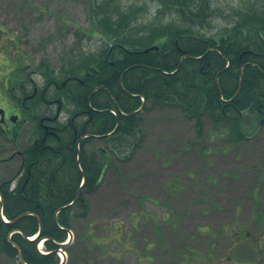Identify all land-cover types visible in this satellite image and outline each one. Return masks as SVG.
Wrapping results in <instances>:
<instances>
[{
	"label": "trees",
	"instance_id": "1",
	"mask_svg": "<svg viewBox=\"0 0 264 264\" xmlns=\"http://www.w3.org/2000/svg\"><path fill=\"white\" fill-rule=\"evenodd\" d=\"M212 1L90 0L85 34L102 43L82 44L60 69L45 61L37 67L47 86L67 79L68 90L61 94L69 122L60 135L61 153L32 147L24 172L21 159L14 173L0 179V252L19 264L20 253L27 264H59L60 243L74 221L88 216V195L100 185L107 152L134 151L143 134L142 114L151 105L181 108L199 135L206 119L214 134L226 131L235 142L257 132L264 118V0H244L232 23L209 32L216 14ZM148 9L152 16L145 19ZM3 32L0 28V52L11 64L16 39ZM46 98L39 95L32 103L31 119L39 121L45 113ZM101 139L106 150L92 148ZM39 232L37 240L29 239ZM259 238L253 247L261 250ZM41 239L45 252L37 246Z\"/></svg>",
	"mask_w": 264,
	"mask_h": 264
},
{
	"label": "rangeland",
	"instance_id": "2",
	"mask_svg": "<svg viewBox=\"0 0 264 264\" xmlns=\"http://www.w3.org/2000/svg\"><path fill=\"white\" fill-rule=\"evenodd\" d=\"M213 1L209 32L232 23L244 0ZM89 5L90 0H0V27L19 39L20 52L11 49L16 58L11 70L24 67L42 84L33 72L42 61L60 69L82 44L100 45L99 37L85 34ZM151 14L150 9L144 18ZM3 58L0 54V92L14 78L3 69ZM150 108L142 114L143 134L134 151L107 152L101 183L88 195V216L73 222L60 259L65 264H250L264 259V243L261 250L253 247L264 238V118L254 135L235 142L226 131L214 134L210 119L199 135L194 119L181 108ZM21 130L25 133L27 125ZM97 143L105 147L102 139ZM0 160V179L14 173L21 160L17 146L1 134ZM43 244L37 246L44 251ZM0 264L19 262L0 252Z\"/></svg>",
	"mask_w": 264,
	"mask_h": 264
},
{
	"label": "flooded vegetation",
	"instance_id": "3",
	"mask_svg": "<svg viewBox=\"0 0 264 264\" xmlns=\"http://www.w3.org/2000/svg\"><path fill=\"white\" fill-rule=\"evenodd\" d=\"M35 74H38L37 70H33ZM24 77L20 79V87L15 85L10 89V93L4 90L0 92V108L4 109V116L0 121V131L4 134H9L13 139L14 131L17 129L18 139L21 135H24V145L17 146L18 156L23 159V166L21 171L24 172V160L29 156L28 150L34 147L37 152H41L46 148L56 149L59 153L62 152L63 146L59 144L61 139V134L67 128L68 119L66 115V105L64 104V97L61 92L63 89H67L68 85L67 79L62 81L61 84L55 83L53 85L42 86L39 84L35 78H31L30 72L25 71ZM42 95L45 97L47 95V106L45 108V113L42 114L39 121L31 119L32 114V103L35 99ZM66 100V99H65ZM13 115H17L18 119L14 120ZM23 116L22 123L19 125L18 120ZM36 116V115H35ZM18 124V125H17ZM27 125V130L25 133L22 132V126ZM84 136L79 138L82 140ZM14 141H12L13 143ZM30 146V147H29ZM91 146V145H89ZM100 146L102 150V145L97 143V140L93 141L92 148H97ZM20 149H19V148ZM90 148V149H92ZM93 150V149H92ZM13 158V157H12ZM31 165H27L30 169ZM20 172V173H22Z\"/></svg>",
	"mask_w": 264,
	"mask_h": 264
},
{
	"label": "water",
	"instance_id": "4",
	"mask_svg": "<svg viewBox=\"0 0 264 264\" xmlns=\"http://www.w3.org/2000/svg\"><path fill=\"white\" fill-rule=\"evenodd\" d=\"M157 47H158V46L154 45V46H152V47H150V48H147L145 51H148V50H150V49H155V48H157ZM1 115H3V110H2V109H0V116H1ZM68 243H70V241H67V242H65V243H62L61 245H62L63 247H65L66 245H68ZM20 261H21L22 264H25L21 256H20ZM61 264H64V262H62Z\"/></svg>",
	"mask_w": 264,
	"mask_h": 264
},
{
	"label": "bare ground",
	"instance_id": "5",
	"mask_svg": "<svg viewBox=\"0 0 264 264\" xmlns=\"http://www.w3.org/2000/svg\"><path fill=\"white\" fill-rule=\"evenodd\" d=\"M33 238V237H32Z\"/></svg>",
	"mask_w": 264,
	"mask_h": 264
}]
</instances>
